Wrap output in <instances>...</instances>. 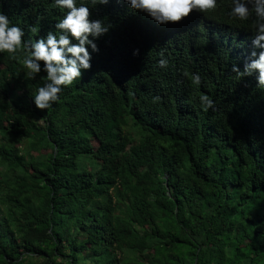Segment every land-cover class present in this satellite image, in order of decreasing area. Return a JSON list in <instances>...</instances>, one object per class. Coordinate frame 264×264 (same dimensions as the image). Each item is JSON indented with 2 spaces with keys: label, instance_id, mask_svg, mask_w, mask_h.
Instances as JSON below:
<instances>
[{
  "label": "trees",
  "instance_id": "obj_1",
  "mask_svg": "<svg viewBox=\"0 0 264 264\" xmlns=\"http://www.w3.org/2000/svg\"><path fill=\"white\" fill-rule=\"evenodd\" d=\"M229 3L161 45L139 23L112 44L114 4H90L112 27L46 110L30 100L45 74L0 54V264H264V90L231 70L254 20ZM0 10L33 41L63 16L53 0Z\"/></svg>",
  "mask_w": 264,
  "mask_h": 264
},
{
  "label": "clouds",
  "instance_id": "obj_2",
  "mask_svg": "<svg viewBox=\"0 0 264 264\" xmlns=\"http://www.w3.org/2000/svg\"><path fill=\"white\" fill-rule=\"evenodd\" d=\"M53 0V4L63 12L52 28L44 35L33 40L25 39V30L13 23L9 16L0 10V54L7 53L10 58L18 59L24 75L36 79L44 73L45 80L30 96L36 109H48L58 102L63 88L82 76L84 70L91 68L92 54L99 51L97 41L106 35L112 25L97 16H91L89 5L115 6L114 27L109 32L111 42L123 43L125 37H133L147 25L158 31L155 45L185 40L181 27L192 12L206 13L215 9L218 0ZM123 5L124 8L120 9ZM228 17L237 22L253 18L254 35L251 39L252 50L240 68L232 65L237 79L255 76L256 87L264 90V0H230ZM33 33L37 27H32ZM186 41V40H185ZM138 49L133 50L136 55ZM42 62V63H41ZM161 67L167 59L158 61ZM194 85L201 83L197 73L191 75ZM204 110L213 107L214 101L207 94L199 96Z\"/></svg>",
  "mask_w": 264,
  "mask_h": 264
},
{
  "label": "rangeland",
  "instance_id": "obj_3",
  "mask_svg": "<svg viewBox=\"0 0 264 264\" xmlns=\"http://www.w3.org/2000/svg\"><path fill=\"white\" fill-rule=\"evenodd\" d=\"M95 146H96V144H95Z\"/></svg>",
  "mask_w": 264,
  "mask_h": 264
}]
</instances>
